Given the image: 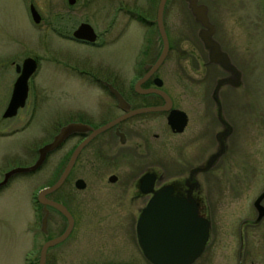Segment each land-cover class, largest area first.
Returning a JSON list of instances; mask_svg holds the SVG:
<instances>
[{"label":"rangeland","instance_id":"rangeland-1","mask_svg":"<svg viewBox=\"0 0 264 264\" xmlns=\"http://www.w3.org/2000/svg\"><path fill=\"white\" fill-rule=\"evenodd\" d=\"M155 1L156 13L158 0ZM139 2L142 4L143 0ZM176 2L171 8L173 47L178 46L180 34L189 37L194 45L198 44V25L191 11L185 4ZM233 2L218 0V5L227 4L229 8L225 13L224 9L216 12L220 20L228 18L223 26L234 37L236 61L243 67V81L242 84L236 81L231 90L230 111L225 113L233 129L226 138L225 153L211 171L195 175L200 183L199 214L209 220L210 232L204 251L192 264H264V197L258 205L255 204L264 192V0H241L236 6ZM31 3L46 21H53L60 12L66 16L70 14L76 21L88 19L100 30V0H75L72 4L68 0H0V53L10 54L11 50L10 58L14 61H18L16 55L24 58L39 52L37 22L30 13ZM185 18L192 22L188 31L181 29L180 25ZM146 32L145 27L135 23L134 42L127 38L123 40L126 80L134 79L136 69L134 58L130 57L143 45ZM154 33L152 51L157 56L161 42L158 31ZM221 35L225 36L224 33ZM19 42L22 46L17 44ZM188 43L183 46L191 49ZM96 53L94 49L88 53L92 68L99 61ZM187 54L181 53L183 58ZM169 55L172 60L179 56L175 50ZM187 59L184 62L187 70L173 61L172 68L167 63L157 71L174 106L188 115L184 133L170 138L166 117L161 113L142 115L135 120L138 133L149 141V151L140 149L141 154H137L136 160L144 167L149 165L156 169L159 184L165 181L181 183L190 168L199 165L209 155L205 148L202 152V148L211 141L206 125L214 120L216 109L211 98L207 96L206 99L199 87L203 83L212 89L215 74L208 68L201 74L195 58ZM9 63L0 68V184L6 181L0 188V264H38L43 237L61 232L66 221L51 210L43 234L41 207L34 199L39 202V190L52 185L58 177L57 163L67 145L50 155L42 168L10 175L9 172L34 164L38 148L50 140L58 124L90 121L95 125L110 115L106 110H97L94 100L98 96L97 90L90 88L84 75L54 72L52 64L46 62L29 80L31 87L24 107L19 108L13 117H3L17 75L14 65L11 67ZM221 74L224 73L221 71ZM204 129L206 135L199 152L190 140L197 131ZM217 130L218 127H214L212 134ZM180 140L187 146H177ZM168 141L172 143L171 149H167ZM117 150L116 145L112 151L116 153ZM90 151L88 149L86 154ZM87 172L91 187L79 191L70 180L58 193L50 194H61L63 203H70L72 210H76V223L70 237L49 251L50 264H152L143 255L139 244H126L125 228L129 229L139 215L135 212L125 216L129 204L115 201L111 190L102 185L103 180L108 182L107 171L91 169ZM68 184L75 190L69 191ZM144 204L145 201L140 200L137 208L141 209ZM131 258L135 260L133 263L129 261Z\"/></svg>","mask_w":264,"mask_h":264},{"label":"flooded vegetation","instance_id":"flooded-vegetation-1","mask_svg":"<svg viewBox=\"0 0 264 264\" xmlns=\"http://www.w3.org/2000/svg\"><path fill=\"white\" fill-rule=\"evenodd\" d=\"M176 1L182 5L185 4L188 10L191 11L193 19L198 25L196 31L199 41L198 44L194 45L192 41L188 39L189 37H185V35L180 34L178 46L173 47L172 36L174 34H172L173 24L171 19V8L173 4L177 3ZM240 1L238 0L235 3L234 0V6L238 5ZM155 2V0H143V3L141 4L139 0H100L98 7V14L100 17L99 31L88 21V19L76 21L75 19L71 18L70 14L66 16L65 13L60 12L56 13L55 17L52 19L53 21H46L43 14L39 13L35 7L40 14V19L37 22V43L39 48L38 54L25 56L24 58H22V56L20 57L16 55L14 57H17L18 61H14L12 58H10L11 50L10 54H6V52H4V55H2L0 53V68L4 67L5 64L10 61V66L12 67L14 65L13 69L17 73L12 85V89L16 78L21 73L19 68L21 70L24 60L28 57H31L36 62V69L34 73L43 68L44 64L47 62L52 64L54 72H71L73 74L78 73L80 76L84 75L89 82L90 88L97 90L98 96L94 98L95 102L97 103V110H106L109 112L110 117L108 119H101V123H97L95 125L90 121H68L58 124L55 127L54 135L44 144L53 140V138L60 132L62 127L69 123H83L89 125L92 129H95L124 115L129 110L140 107L161 106L165 103V99L162 95L156 93L155 91L146 92L148 89H161L170 97L172 102L171 108H177L173 104L171 95L167 93L165 89V87H167L165 82L157 75V71L164 64L169 63L170 68H172L174 66L173 63L175 62L177 63V66L185 69V64H187L184 63L185 59L187 62V58H195L197 66L201 70V74H204L207 68L213 69L215 74V82L213 83L212 89L206 88L203 83H201L199 87V89L202 88L203 95L206 99L207 96L211 98L212 105L216 109V111H214V120L212 119V121H210L212 125H210V123L208 124L209 126L206 125V129L211 137V141L202 148V152L205 148V152L208 151L209 155H206L207 157L205 160L203 159V162H201L199 165L192 166L188 175L181 178V183L176 181H165L159 184L160 177L156 172V169L149 165L144 167L143 163H140L138 160H136L137 154H141L140 149L145 148L146 151H149L148 138L146 140L143 139V137L146 136L141 137L142 135L139 134L136 129L137 125L135 120H138L140 116L151 113H161L166 117V123L170 129V138L178 137L184 133V130L188 124L187 114V124L185 128L182 132H175L167 121L169 110H159L130 115L113 126L94 135L82 147L64 183L56 190L58 193V191H60V189L64 187L65 184L70 183V180H73L75 185V181L81 178L85 182V187L82 189H77L79 191H83L87 187H91L86 177L88 174L87 171L91 169L105 170L108 172V182L103 180L102 185L111 190V197L116 199L115 201L127 202L129 204L128 209L124 211L125 216L126 214H134L135 212L137 215H140L141 210L146 205L147 201L153 196L154 191L167 184H170L174 187V194L176 195L187 197L190 194V196L198 203L199 208L198 201H200V183L195 175L197 173H207L211 171L220 157H222V155L225 153L227 148L226 138H229L233 132L231 124L229 123L228 118H226L225 113L226 111H230L231 90L235 88L236 81L241 84L243 81V67L240 66L239 62L236 61L237 46L235 45L234 37L231 36V33H227L223 26L224 21H227L228 18L220 20L219 17H217L216 12L218 10H221L222 12L224 9L225 13V11L229 8V5L224 4V6L221 7L218 5V0H194L195 4L201 7L204 15H206L205 24L203 19L197 17V14L193 11V8L191 7L192 0H164L162 22L167 37L168 49L163 61L157 67V69L152 72L151 75H149L143 82L138 84L139 79H141L143 75H145V73L150 70L163 49V40L159 33L157 24V10L155 13ZM159 2L160 0H158L157 9ZM31 5L34 4H30V13ZM210 7L212 9L211 12ZM182 21L184 22H181L180 24L182 26L181 29L184 30L185 28V30L188 31L189 24L192 23L191 20L185 18ZM82 23H87L93 28L95 33L94 40L87 39L83 36H77L75 34V31ZM135 23H139L145 27L147 32L144 34L145 39L143 41V45L137 51H133L132 56L130 57L134 58L133 63L136 69L134 79L126 80L123 69L124 58L122 43L126 38L132 40L133 42L134 39H136V35L133 33V27ZM156 30L158 31V37L161 42V49L157 56L155 55L154 51H152V42L153 37L155 36L154 32ZM221 33H224L225 36L222 37ZM187 41L189 42L188 44L190 45L191 49H186L183 46V43ZM17 44L22 46L21 42ZM134 44L135 43H133V45ZM243 46H246V44ZM93 49L97 51V57L99 56V61L96 59L98 62L95 68L91 67L92 58L88 54L91 53ZM172 50H175L179 55L176 59L173 58L174 60H172L171 56L169 55L171 54ZM182 51L188 53L185 58H183L181 55ZM133 54H135V56H133ZM20 61L21 63H19ZM221 71L224 74H221ZM34 73L28 79V95L29 89L31 87L29 80L34 75ZM156 77H159L162 80V84L160 86H157L155 83ZM11 94L12 90L10 97ZM120 97L128 104L129 109L127 111L121 105ZM224 106H226L225 111ZM214 127H218V130L212 134L211 131ZM91 128L73 129L59 146L48 152L41 168L47 162V159L50 155L59 152L67 145L64 155L57 163V170H60L58 173L59 177L72 153L79 146V144L92 133ZM220 133L221 135H219ZM204 135H206L205 129L199 130L197 131L196 136L190 140V144H193V147H195L199 152V147L202 143V138ZM181 141L182 140L177 143V146L179 145L181 148L187 146L182 145ZM116 145L118 146V150L116 153H114L112 149L115 148ZM166 145L167 149H171L172 143L170 141H168ZM88 149L91 151L86 154ZM219 152H221V154L213 160L207 170L203 171L202 169L208 165L211 158L217 155ZM119 169L127 170V172L118 171ZM192 170H194V172H192ZM147 173L155 174V180L151 186L153 191L151 192H143L141 188V177ZM76 175L77 177H74ZM111 177H114V180H112ZM4 185H0V188ZM68 190H75V188L71 189L70 185L68 184ZM46 197L48 199L63 203L61 194L55 196L48 194ZM142 199L145 201V204L141 209H139L137 208L138 202ZM34 201H36V204L41 207L42 217L40 221V228L43 233L44 205L37 202L35 199ZM73 202L75 203V201ZM63 204L65 205V203ZM66 206L73 217L74 228L76 223V210H72L70 203ZM47 208L49 209V214L51 210H55V212H57L66 221L67 225V219L62 213L49 205H47ZM49 214L47 220H49ZM136 223L137 220L131 223L129 229L125 228L127 235L125 237L127 239V245H129L130 242L133 246L138 244ZM65 228L56 235H48L45 238L43 237V242L40 249L49 238L60 235L65 230ZM72 231L68 237H70ZM43 234H45V232ZM56 246L57 244L48 248L46 253V264H50V249H53ZM53 260L54 262L57 261V259ZM129 261L133 263L135 260L134 258H131Z\"/></svg>","mask_w":264,"mask_h":264},{"label":"water","instance_id":"water-1","mask_svg":"<svg viewBox=\"0 0 264 264\" xmlns=\"http://www.w3.org/2000/svg\"><path fill=\"white\" fill-rule=\"evenodd\" d=\"M74 2L75 0H69V3L71 4ZM163 4L164 0H160L157 9V24L163 40V49L150 70L139 79L138 84L143 82L157 69L163 61L168 49L167 37L162 22ZM191 7L197 14V17L203 19V22L206 24V15H204L202 8L195 4L194 0L191 2ZM31 15L35 22L39 21L40 14L33 5H31ZM75 34L90 40L95 39L93 28L87 23H82L75 31ZM35 69V60L31 57L26 58L23 62L22 69L20 70L19 68L21 73L16 78L10 100L2 114L3 117L8 118L15 116L18 109L25 105L28 96V79L34 73ZM155 83L157 86H160L162 80L159 77H156ZM148 91H155L162 95L165 99V103L161 106L140 107L127 111L129 106L120 97V103L127 113L95 129H92L89 125L83 123H69L62 127L53 140L39 148V155L34 164L22 168H16L9 172L10 175L13 172L35 171L43 165L48 152L59 146L73 129H92V133L82 141L72 153L66 166L54 183L48 187L40 189L38 192L37 199L44 205V228L49 214L47 205L58 210L67 219L65 230L60 235L49 238L43 244L40 249L38 264H46V253L48 248L65 240L72 231L74 224L73 217L67 206L61 202L48 199L46 196L56 191L64 183L78 153L94 135L113 126L130 115L159 110H169L167 121L175 132H182L185 128L187 124L186 113L178 108H171L172 102L170 97L161 89L153 88L148 89L146 92ZM219 135H221V133ZM220 154L221 152L213 156L208 165L202 170H207L213 160ZM192 172H194V170H192ZM111 179L114 180V177H111ZM154 180L155 174L152 173L144 174L141 177V188L143 192L153 191L151 186L153 185ZM75 187L78 189L84 188V180L81 178L77 179L75 181ZM263 197L264 192L258 197L255 204L258 205ZM209 229L210 222L207 218L199 214L198 203L190 196V194L187 197L174 194V187L170 184L164 185L154 191L153 196L147 201L146 205L141 210L136 223L138 244L145 258L152 264H192L205 249L206 243L209 239Z\"/></svg>","mask_w":264,"mask_h":264},{"label":"trees","instance_id":"trees-1","mask_svg":"<svg viewBox=\"0 0 264 264\" xmlns=\"http://www.w3.org/2000/svg\"><path fill=\"white\" fill-rule=\"evenodd\" d=\"M55 194V193H54ZM56 195V194H55Z\"/></svg>","mask_w":264,"mask_h":264}]
</instances>
